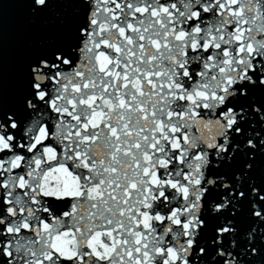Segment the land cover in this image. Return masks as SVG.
<instances>
[{"label":"snow or ice","instance_id":"1","mask_svg":"<svg viewBox=\"0 0 264 264\" xmlns=\"http://www.w3.org/2000/svg\"><path fill=\"white\" fill-rule=\"evenodd\" d=\"M23 2L0 264H264V0Z\"/></svg>","mask_w":264,"mask_h":264},{"label":"water","instance_id":"2","mask_svg":"<svg viewBox=\"0 0 264 264\" xmlns=\"http://www.w3.org/2000/svg\"><path fill=\"white\" fill-rule=\"evenodd\" d=\"M52 29L32 17L23 0H8L0 13V71L3 97L10 103L19 87L25 61L35 54L42 36Z\"/></svg>","mask_w":264,"mask_h":264}]
</instances>
